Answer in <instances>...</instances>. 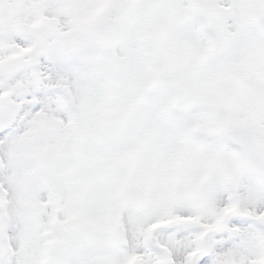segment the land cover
Segmentation results:
<instances>
[{
    "label": "snow or ice",
    "instance_id": "snow-or-ice-1",
    "mask_svg": "<svg viewBox=\"0 0 264 264\" xmlns=\"http://www.w3.org/2000/svg\"><path fill=\"white\" fill-rule=\"evenodd\" d=\"M0 264H264V0H0Z\"/></svg>",
    "mask_w": 264,
    "mask_h": 264
}]
</instances>
